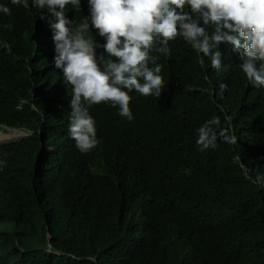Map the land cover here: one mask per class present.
I'll return each instance as SVG.
<instances>
[{
    "label": "trees",
    "instance_id": "1",
    "mask_svg": "<svg viewBox=\"0 0 264 264\" xmlns=\"http://www.w3.org/2000/svg\"><path fill=\"white\" fill-rule=\"evenodd\" d=\"M0 4L11 9L0 12V128L28 133L0 145V264H264V87L231 45L221 71L180 37L169 58L151 53L161 96L130 92L132 121L92 105L101 143L82 154L48 20L32 0ZM65 13L79 21L88 0ZM214 116L237 143L201 152L196 129Z\"/></svg>",
    "mask_w": 264,
    "mask_h": 264
},
{
    "label": "clouds",
    "instance_id": "2",
    "mask_svg": "<svg viewBox=\"0 0 264 264\" xmlns=\"http://www.w3.org/2000/svg\"><path fill=\"white\" fill-rule=\"evenodd\" d=\"M23 2L10 0L15 6ZM69 4L79 13L81 0H32L54 33L55 67L62 70L72 93L68 134L82 154L101 143L89 111L92 105L110 102L120 117L132 121L130 92L161 96L166 84L160 74L163 65L151 53L169 58V42L177 37L207 57L216 71L223 69L220 45H231L249 83L264 87V0H88V15L79 21L66 15ZM0 12L11 15L3 4ZM77 23L79 27H74ZM90 28L97 30L103 44L89 35ZM2 47L11 52L6 42ZM98 48L107 56L98 58ZM226 88L220 85L221 95ZM196 134L201 152L216 149L218 141L237 143L231 126L222 125L218 116L197 128ZM254 182L264 187V174H257Z\"/></svg>",
    "mask_w": 264,
    "mask_h": 264
},
{
    "label": "rangeland",
    "instance_id": "3",
    "mask_svg": "<svg viewBox=\"0 0 264 264\" xmlns=\"http://www.w3.org/2000/svg\"><path fill=\"white\" fill-rule=\"evenodd\" d=\"M27 135L28 133L25 131L0 128V145L18 142L21 139L27 137ZM28 166L30 167V165Z\"/></svg>",
    "mask_w": 264,
    "mask_h": 264
},
{
    "label": "bare ground",
    "instance_id": "4",
    "mask_svg": "<svg viewBox=\"0 0 264 264\" xmlns=\"http://www.w3.org/2000/svg\"><path fill=\"white\" fill-rule=\"evenodd\" d=\"M13 137V136H12ZM8 138V137H7Z\"/></svg>",
    "mask_w": 264,
    "mask_h": 264
}]
</instances>
